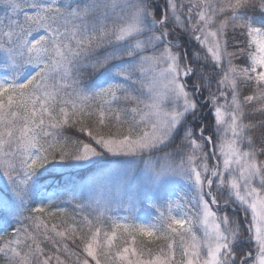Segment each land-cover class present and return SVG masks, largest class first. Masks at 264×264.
Returning <instances> with one entry per match:
<instances>
[{"label":"snow or ice","instance_id":"1","mask_svg":"<svg viewBox=\"0 0 264 264\" xmlns=\"http://www.w3.org/2000/svg\"><path fill=\"white\" fill-rule=\"evenodd\" d=\"M0 264H264V0H0Z\"/></svg>","mask_w":264,"mask_h":264}]
</instances>
